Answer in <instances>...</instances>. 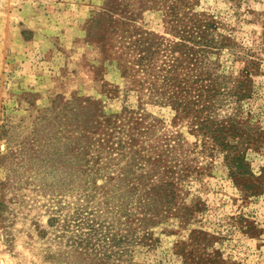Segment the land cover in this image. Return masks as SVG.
Wrapping results in <instances>:
<instances>
[{"label": "rangeland", "instance_id": "obj_1", "mask_svg": "<svg viewBox=\"0 0 264 264\" xmlns=\"http://www.w3.org/2000/svg\"><path fill=\"white\" fill-rule=\"evenodd\" d=\"M164 1L136 23L158 55L142 70L129 50L125 77L112 59L125 49L101 46L104 0H0V264H91L49 225L77 209L102 232L137 238L106 264H264V0H189L169 22ZM196 19L213 22L212 44L182 54ZM167 63L176 80L165 85L154 76ZM182 78L215 82L212 118L240 111L262 132L245 152L257 195L233 183L222 154L203 153ZM101 116H118L116 127ZM201 232L206 248L192 243Z\"/></svg>", "mask_w": 264, "mask_h": 264}, {"label": "trees", "instance_id": "obj_2", "mask_svg": "<svg viewBox=\"0 0 264 264\" xmlns=\"http://www.w3.org/2000/svg\"><path fill=\"white\" fill-rule=\"evenodd\" d=\"M153 1L104 0V12L99 15L104 20V27L102 28L104 34H101V46L105 53L116 48V43H119L121 49H125L120 56H115V58L110 56L114 61L116 60L120 69H124L122 70V75L125 77L131 75L127 70L134 69L132 65L138 66L143 70L152 63L153 57L158 55L159 49L154 48L151 42H154V40L145 37L149 35L152 38H156V36L147 32H140L136 26L145 11L156 9L150 4ZM189 3V0H168L159 4L157 9L167 10V16L170 19L165 21L169 22L174 20L173 17L177 13L176 9L178 7L181 5L186 6ZM188 8L191 9L190 5H188ZM187 14L185 13V15ZM212 23L210 20L196 19L192 25L182 28V47H184L182 54L190 53V51L200 52L210 48L212 43L206 38L205 33L212 26ZM170 29L177 30V25L172 24ZM187 43L192 45L189 46L190 44ZM129 50L135 51L138 55L133 62L127 58L130 53ZM130 62L132 65L129 68ZM165 70L167 73L154 76V78L162 79V82L167 85L171 80L175 81L176 78L172 72V65L167 63ZM148 79L150 78L146 76V81L149 83ZM182 79L185 83L182 88L185 93L183 95L185 100L182 102V112L190 118L189 127L191 133L201 137L203 153L208 151L209 155H213L215 152L222 154L224 163L229 168L233 183L240 187L246 195H257L260 192L262 183L259 181V177H255L249 169V164L245 160V152L250 148H258L262 132L258 128L251 126L249 118L244 117L243 120H240L239 118L242 115L240 111H237L233 117L227 119L217 120L212 118L206 112H209L208 110L211 108V104L207 101L211 100L216 94L215 82L206 86L198 78L189 84L185 82V78ZM221 85L226 87L225 84ZM240 88L241 85L231 90L228 89L226 94L238 96ZM155 89L158 91L157 88ZM170 99H175V97ZM100 121L96 123L106 129L114 128L116 127L118 116L102 117ZM138 128L134 126L132 130ZM111 137L107 140L108 142L111 141ZM75 213V216H73V213L72 216L64 219L62 224H59L57 217L51 216L49 225L56 226V229H58L55 232V237H68V244L72 248L80 250L84 254H93L94 260L91 264H106L111 259H118L117 261H119L120 258L127 254L129 247L137 239L133 234L125 230H119V232H114L113 234L108 231L102 232L100 225L88 224L81 220L79 218L81 213L78 209ZM202 234V239L197 235L193 238L192 243L197 244L200 240L199 244L203 243L204 248H206L210 240L205 233ZM220 264L227 263L220 260Z\"/></svg>", "mask_w": 264, "mask_h": 264}]
</instances>
